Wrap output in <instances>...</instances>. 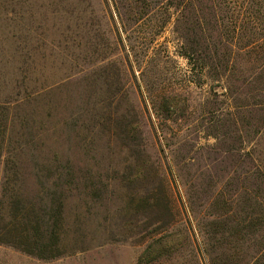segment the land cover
I'll return each mask as SVG.
<instances>
[{
    "label": "rangeland",
    "instance_id": "1",
    "mask_svg": "<svg viewBox=\"0 0 264 264\" xmlns=\"http://www.w3.org/2000/svg\"><path fill=\"white\" fill-rule=\"evenodd\" d=\"M179 2L191 1L0 0V211L18 194L46 218L63 206L60 255L0 242V264L259 255V232L245 226L264 177V126L248 83L264 74V22L244 23L243 0L223 4L245 47L227 83L220 56L187 58Z\"/></svg>",
    "mask_w": 264,
    "mask_h": 264
},
{
    "label": "trees",
    "instance_id": "2",
    "mask_svg": "<svg viewBox=\"0 0 264 264\" xmlns=\"http://www.w3.org/2000/svg\"><path fill=\"white\" fill-rule=\"evenodd\" d=\"M190 1L191 2L187 5H183L181 2L177 3L178 7H183L181 12L185 10L188 12L187 16L190 14L191 20V22H189L190 20L187 21V19L183 21L184 25L186 24L185 32L183 33V38H185L187 43L185 54L191 61L196 63L204 62L202 65L205 64L208 58L207 55L213 57L212 59L219 58L220 56L223 61L222 63L220 62L222 67L220 72L225 73L226 82L230 83L231 78L229 73H231L234 68L231 64L234 61L236 53L241 50L245 51V47L236 48L235 43H233L238 35L237 39L243 37V35L240 34L241 27L239 23L233 19V17L229 20L225 16L219 14L223 4H226L228 0ZM243 1L244 5L247 4V10L250 11L245 16L246 20L243 18L244 23L246 21L248 24H253V22L257 21L259 24L263 23L264 0ZM227 8H229L228 5ZM205 22L208 25L207 28H209L208 37L205 36V31L207 30L204 24ZM251 35L252 36L249 37L250 39L248 40L249 45H247L248 43L246 44L247 48H250L257 42L255 39L256 35H254L253 32ZM209 42L211 44H207ZM209 48L211 49L210 52ZM210 66L215 69L217 65L211 61ZM252 80V87H250L251 81L248 83L249 90L261 97V99H259L260 101L255 103L259 105L256 109L258 113L256 130L259 131L260 128L264 126V74ZM245 83H247L246 80L243 81V84ZM259 178L260 182L257 183L256 188V202L254 206L252 205L253 208L251 211L253 213L252 221L245 226V228H250V225H252L255 227L254 232H259L260 238L256 239L254 242V245L259 249V255L252 256L248 261L244 262V258L249 255L242 257L241 249L235 247L236 249L228 253V263L240 260L239 264H264V177L260 175ZM156 201L159 207L164 209L162 211L168 210L167 203L164 202L165 198L159 197ZM62 207L63 206L60 205L51 218H46V214H43L40 208L18 194L11 198L9 205L5 207L9 212L3 213L0 211V242L10 244L28 254L36 255L41 258H51L60 255L59 240L61 237ZM241 230L242 229L238 230L239 233H241ZM238 240L245 241L244 235L240 236ZM154 245L155 242H152L147 247L145 253H149ZM224 257H218L215 264H219L221 260H224Z\"/></svg>",
    "mask_w": 264,
    "mask_h": 264
}]
</instances>
